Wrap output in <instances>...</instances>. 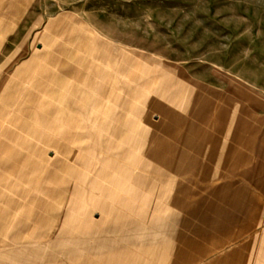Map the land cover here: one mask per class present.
I'll use <instances>...</instances> for the list:
<instances>
[{"label":"rangeland","instance_id":"374dc122","mask_svg":"<svg viewBox=\"0 0 264 264\" xmlns=\"http://www.w3.org/2000/svg\"><path fill=\"white\" fill-rule=\"evenodd\" d=\"M12 10L20 14L10 25L7 15ZM63 15L67 17L59 20ZM2 23L11 26L6 50L17 49L21 39V49L28 55H50L53 64L67 59L58 68L67 78L68 97L60 100L66 112L57 115L50 132L40 123L26 125L24 112L13 122L12 107L5 111V122H0V226L5 240L18 236L22 243H36L21 250L25 258L41 257L44 264H83L87 254L92 264L93 251H80L81 227L91 225L108 209L138 213L154 208L153 193L141 202L142 194L125 183L149 180L148 173L150 180L160 177L164 171L157 169L156 155L141 153L146 137L138 147L132 146L138 153L131 150L135 142L123 136L114 139L115 154L102 152L106 148H100L93 137L94 100L100 99L102 116L109 103L118 114L125 112L123 104L130 99L131 103L163 101L168 113L191 120L211 114L214 141L225 139L226 130L236 129L238 113H253V107L239 103L228 82L237 77L252 80L259 59L254 45L264 38V0H0ZM6 75L8 94L12 63ZM205 83L212 84L211 91ZM25 97L23 93L22 104ZM59 102L54 109L61 106ZM21 109L26 111L27 106ZM230 140L234 151L236 138ZM218 148L214 143L213 178L221 182L212 188V217L199 221L233 230L213 235L228 238L213 247L214 264L225 255L232 264H264V185L255 183L252 169L244 175L224 170L218 159L236 160L237 155L217 154ZM219 172L228 175L220 178ZM167 177L169 190L160 196L164 223L172 214L166 205L174 195L173 184L179 183ZM243 180L245 184L238 185ZM127 220L134 229L156 222L138 216ZM180 222L189 226L194 218L181 217ZM133 236L131 244L119 245L117 257L129 258L132 264L173 263L175 249L166 250L163 258L154 242L135 238L155 235ZM44 241L50 245H40Z\"/></svg>","mask_w":264,"mask_h":264},{"label":"crops","instance_id":"0c3cea01","mask_svg":"<svg viewBox=\"0 0 264 264\" xmlns=\"http://www.w3.org/2000/svg\"><path fill=\"white\" fill-rule=\"evenodd\" d=\"M8 13L11 25L14 15L20 13H16L14 10L8 11ZM66 17L65 15L60 16L59 20H64ZM10 25L8 23L0 24V122H5V111L10 112V107H12L11 120L13 122L20 120L19 114L24 112L27 114L23 118L26 125L33 127L36 125L35 123H40L44 131L50 132L51 124L57 120V115L66 112L62 108L60 100L68 97L67 78L62 74L63 71L62 73L58 71V68L65 60L67 62V59L60 58L53 64L54 60L48 59L50 55L46 57L41 52L28 55L29 52L27 54V51L21 49V39H18L17 49L6 50L7 41L5 39L6 34L11 30ZM254 49L258 50L259 59L254 61L252 80L237 77V81L228 82V87L236 89L238 101H242L239 103L253 107V113L250 116L238 113L236 129L232 127L230 130H226L224 132L225 139L213 140L211 114H205L203 120L197 119V121L195 116L191 120L186 115L168 113L163 101L150 103L147 99H141L140 102L135 101V103L133 100L131 103L130 99L128 103L123 104L127 110L125 112L121 110L118 114L119 110H115L114 105L109 103L111 99H108L109 104L106 105L102 116L100 99L93 101V137L98 139L100 148H106L102 152L115 154L117 150H115L116 141L114 139L123 136L135 142L133 145L130 144L131 150L132 153H138L132 146L138 147L139 141L146 137L145 148L141 153L155 154L157 169L164 172L153 180H150L151 177L148 173L149 180L125 183L127 186L131 185L137 193L142 194L141 202L145 199L144 197L153 193L152 195H155L156 198L153 200V209H143L145 212L138 209V213H132L126 209H108L103 212L101 217L97 216L98 218L92 221L91 225L81 227L80 243L82 246L80 251L82 253L93 251L92 264H132L129 258H119L116 253L119 245L133 242L134 233L155 235L149 238L142 236L135 238L139 242H154L163 258L166 255V250L175 249L177 252L171 256L174 259L172 264H214L213 247L228 242V238L227 236L216 237L213 235H226L231 232L230 230H233L227 226L201 224L199 221L201 218L212 217V188L221 182V179L213 178L214 143L219 146L215 150L217 154L233 153L237 155L236 160L218 159L217 162L221 167H226L224 170L235 169L243 171L244 175L246 169H252L255 183L259 186L264 185V38L258 45H254ZM10 63H12L13 73L12 86L11 93L6 94L5 90L9 89L6 71H8ZM205 85V89L211 91L212 84L205 83ZM23 93L27 95L25 97L27 101L22 104L20 98ZM156 93L164 95L158 90ZM211 93H208L209 97H211ZM58 102L61 106L54 109ZM22 106H27V110H22ZM133 110L135 114L132 113ZM154 111L158 113L154 115ZM149 113L152 118L149 117ZM17 128L20 129V126ZM15 134L13 133V137L16 136ZM4 135L3 131L2 136L4 137ZM233 137L236 138L234 151L230 147L232 143L230 138ZM102 138L105 140H101ZM220 147H225V150H220ZM224 163L227 165L224 166ZM219 173L220 178L228 175L225 172ZM165 176H168L167 179H174L175 182L179 181V183L173 184L175 185L172 191L174 195L166 205L169 212H172V214L166 215L167 223L162 221L165 215L161 213L162 203L160 201V196L162 197L170 186L168 182H165ZM244 182L243 180L238 185H244ZM154 187L156 188L154 189ZM191 189H193V193H191ZM133 216L156 219V222L155 225H143V227H138L139 229L137 227L134 229L127 220ZM115 217L123 219L124 222H117ZM181 217L194 218V222L189 226L183 225L180 222ZM4 230V226H0V264H23L28 260L33 264H44L41 257L28 259L21 251L36 243H31L33 241L22 243L18 236L16 239L12 236L5 240ZM40 245L46 247L50 244L44 241ZM183 250H187L188 254H183ZM85 256L82 259L83 264H90ZM216 263L232 264L228 255L221 257Z\"/></svg>","mask_w":264,"mask_h":264}]
</instances>
